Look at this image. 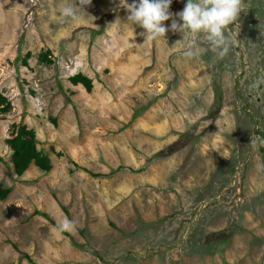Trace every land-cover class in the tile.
Instances as JSON below:
<instances>
[{
    "label": "rangeland",
    "instance_id": "374dc122",
    "mask_svg": "<svg viewBox=\"0 0 264 264\" xmlns=\"http://www.w3.org/2000/svg\"><path fill=\"white\" fill-rule=\"evenodd\" d=\"M67 4L0 0V264H264V0L222 58L145 40L120 0ZM22 125L49 170L15 173Z\"/></svg>",
    "mask_w": 264,
    "mask_h": 264
},
{
    "label": "clouds",
    "instance_id": "9594fccd",
    "mask_svg": "<svg viewBox=\"0 0 264 264\" xmlns=\"http://www.w3.org/2000/svg\"><path fill=\"white\" fill-rule=\"evenodd\" d=\"M173 0H120V5L127 10V21L138 25L145 31L141 33L145 40L165 37L168 31L180 33L187 39L183 56L191 58L196 54L197 43L223 57L232 43L230 29L243 9L242 0H186L183 10L172 13ZM91 4V0H74L60 9L61 18L76 19L80 10ZM178 18V19H177ZM171 20L168 26L164 22ZM227 158V157H226ZM74 222L65 219L58 222L57 231L71 230Z\"/></svg>",
    "mask_w": 264,
    "mask_h": 264
},
{
    "label": "trees",
    "instance_id": "16d2710c",
    "mask_svg": "<svg viewBox=\"0 0 264 264\" xmlns=\"http://www.w3.org/2000/svg\"><path fill=\"white\" fill-rule=\"evenodd\" d=\"M74 84L81 83L87 91L93 88V79L83 74H76L71 77ZM9 145L13 151V167L17 175H22L27 168L34 163L41 170L47 171L51 168L50 158L43 154L36 146L35 133L26 126H20L17 134L8 139ZM93 176H106V173H95L85 169ZM11 192L10 187L0 184V200H5ZM46 216V214H44Z\"/></svg>",
    "mask_w": 264,
    "mask_h": 264
}]
</instances>
